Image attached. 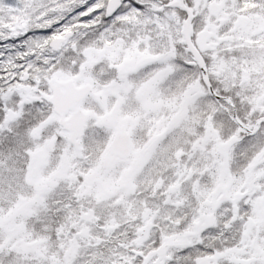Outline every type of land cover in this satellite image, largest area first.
I'll list each match as a JSON object with an SVG mask.
<instances>
[{"label": "snow or ice", "instance_id": "1", "mask_svg": "<svg viewBox=\"0 0 264 264\" xmlns=\"http://www.w3.org/2000/svg\"><path fill=\"white\" fill-rule=\"evenodd\" d=\"M0 264H264V0H0Z\"/></svg>", "mask_w": 264, "mask_h": 264}]
</instances>
